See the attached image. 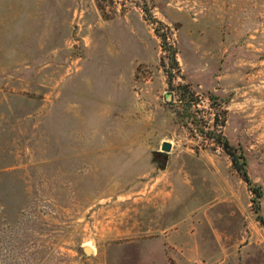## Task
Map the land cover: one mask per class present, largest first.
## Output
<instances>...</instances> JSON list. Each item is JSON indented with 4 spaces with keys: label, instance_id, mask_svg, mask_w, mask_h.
<instances>
[{
    "label": "rangeland",
    "instance_id": "1",
    "mask_svg": "<svg viewBox=\"0 0 264 264\" xmlns=\"http://www.w3.org/2000/svg\"><path fill=\"white\" fill-rule=\"evenodd\" d=\"M0 264H264V0H0Z\"/></svg>",
    "mask_w": 264,
    "mask_h": 264
},
{
    "label": "trees",
    "instance_id": "2",
    "mask_svg": "<svg viewBox=\"0 0 264 264\" xmlns=\"http://www.w3.org/2000/svg\"><path fill=\"white\" fill-rule=\"evenodd\" d=\"M100 8L104 10L105 5H100ZM220 139L224 147L229 150L233 165L247 181L250 188L256 193L257 196L255 198V202L257 203L258 209H260L259 198L262 196V188L259 184L255 183L248 174V160L243 147L241 146V144H232L228 138Z\"/></svg>",
    "mask_w": 264,
    "mask_h": 264
},
{
    "label": "water",
    "instance_id": "3",
    "mask_svg": "<svg viewBox=\"0 0 264 264\" xmlns=\"http://www.w3.org/2000/svg\"><path fill=\"white\" fill-rule=\"evenodd\" d=\"M171 93H169L168 95H167V99L168 100H171ZM172 143L171 142H169V141H164L163 142V144H162V151H160L161 152V154H163V155H166V154H168V152H170L171 151V149H172ZM84 250H85V252L87 253V254H90L92 251H91V249H90V247H85L84 248Z\"/></svg>",
    "mask_w": 264,
    "mask_h": 264
},
{
    "label": "bare ground",
    "instance_id": "4",
    "mask_svg": "<svg viewBox=\"0 0 264 264\" xmlns=\"http://www.w3.org/2000/svg\"><path fill=\"white\" fill-rule=\"evenodd\" d=\"M91 249V248H90Z\"/></svg>",
    "mask_w": 264,
    "mask_h": 264
}]
</instances>
